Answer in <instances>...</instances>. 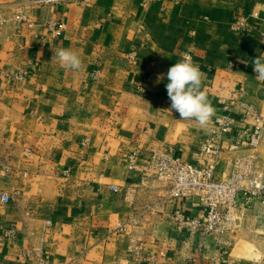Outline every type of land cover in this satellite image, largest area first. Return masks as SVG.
Segmentation results:
<instances>
[{
  "label": "crops",
  "instance_id": "0c3cea01",
  "mask_svg": "<svg viewBox=\"0 0 264 264\" xmlns=\"http://www.w3.org/2000/svg\"><path fill=\"white\" fill-rule=\"evenodd\" d=\"M25 14L18 35L0 29V195L13 196L0 200V264H37L22 257L30 249L53 264H134L132 236L142 241L141 264H264V205L241 200L235 230L205 236L175 217L203 218L197 198L171 200L164 184L142 181L151 148L172 145L193 161L239 93L264 116V82L251 63L264 53V0H83ZM51 18L64 25L59 37H47ZM59 49L75 52L82 67L53 60ZM185 53L215 109L206 127L170 110L167 73ZM238 119L233 134L244 135ZM241 154H223L219 178ZM11 228L16 237L5 239ZM243 240L255 250L238 248Z\"/></svg>",
  "mask_w": 264,
  "mask_h": 264
},
{
  "label": "built area",
  "instance_id": "2783aa9c",
  "mask_svg": "<svg viewBox=\"0 0 264 264\" xmlns=\"http://www.w3.org/2000/svg\"><path fill=\"white\" fill-rule=\"evenodd\" d=\"M83 0H31L22 4H16L5 11L0 7V29L9 25L15 29L17 35L27 21L25 11L29 7H51L67 2H82ZM241 25V21L238 22ZM63 23L51 18L46 24L47 37H59L63 32ZM193 57L190 53L185 55ZM128 58L137 62L139 53L132 51ZM25 74H19L16 79L23 80ZM245 93L241 92L232 99L229 104H224L221 112L215 116L211 125V136L201 146L193 161H186L179 157L172 145H164L160 148H151L144 154L147 162L148 179L152 183H162L167 189L171 200H183L190 197L198 199L199 205L204 208V217H186L181 213L175 215L177 223L183 229L193 232L199 231L202 235L221 234L235 230V219L239 213V203L245 200L247 203H259L264 205V169L261 166L259 147L264 141V116L258 109L243 101ZM238 117H240L244 135L237 130ZM233 134V135H232ZM225 143L228 146H225ZM226 151L242 152L238 157L235 170L227 177L219 178L217 166L219 160ZM134 157L137 154H133ZM203 161V164L200 162ZM115 193L119 189L111 187ZM130 190V188L128 189ZM133 192V190L131 191ZM0 200L4 205L13 201L9 193H2ZM152 208H148L150 211ZM148 219L145 220L147 222ZM140 221H133V226H140ZM51 226L52 222L47 221ZM120 231H126V227H119ZM16 230L8 229L5 239H14ZM129 253L134 264L144 261V249L142 241L132 236L130 239ZM34 256L37 264H53L39 258L40 254L35 249L25 250L23 258ZM164 256V253H161ZM151 261L156 256H150Z\"/></svg>",
  "mask_w": 264,
  "mask_h": 264
},
{
  "label": "clouds",
  "instance_id": "9594fccd",
  "mask_svg": "<svg viewBox=\"0 0 264 264\" xmlns=\"http://www.w3.org/2000/svg\"><path fill=\"white\" fill-rule=\"evenodd\" d=\"M53 60L59 59L64 67L79 70L82 67L80 57L70 49H59L54 52ZM247 64V60H242ZM256 79L264 82V53H260L251 61ZM204 73L193 63L187 54L167 73L166 90L171 101L170 110L178 112L180 119H195L201 127H206L215 115V109L202 90Z\"/></svg>",
  "mask_w": 264,
  "mask_h": 264
},
{
  "label": "rangeland",
  "instance_id": "374dc122",
  "mask_svg": "<svg viewBox=\"0 0 264 264\" xmlns=\"http://www.w3.org/2000/svg\"><path fill=\"white\" fill-rule=\"evenodd\" d=\"M132 52V51H131ZM131 52H129V53H131ZM128 53V54H129ZM262 147H263V152H264V141L262 142V144H261V146L259 147V152H260V150H262ZM262 152V151H261ZM261 166L263 167V169H264V160H263V158H262V156H261ZM235 242V241H234ZM233 243V242H232ZM255 245L257 246V244L256 243H254V242H251V241H249V240H243V241H240L239 243H238V248H240L241 250H244V251H246V252H252V251H254L255 250ZM234 246V245H233ZM232 246V247H233Z\"/></svg>",
  "mask_w": 264,
  "mask_h": 264
}]
</instances>
